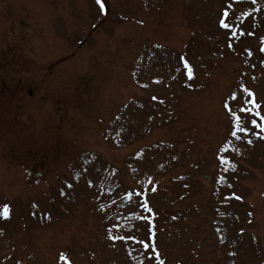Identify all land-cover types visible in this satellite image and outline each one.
<instances>
[{"label":"rangeland","instance_id":"obj_1","mask_svg":"<svg viewBox=\"0 0 264 264\" xmlns=\"http://www.w3.org/2000/svg\"><path fill=\"white\" fill-rule=\"evenodd\" d=\"M104 7L0 0V264H264V0Z\"/></svg>","mask_w":264,"mask_h":264},{"label":"snow or ice","instance_id":"obj_2","mask_svg":"<svg viewBox=\"0 0 264 264\" xmlns=\"http://www.w3.org/2000/svg\"><path fill=\"white\" fill-rule=\"evenodd\" d=\"M97 3L100 5L102 10L106 11V9L104 7V0H97ZM221 23L226 28L230 27V25L225 23V21H223V20L221 21ZM262 51H264V49H262ZM189 68L191 69V66H189ZM192 75H193L192 71L189 70V77H191ZM244 91L249 93V95L251 96V99L245 98L246 104L248 106L242 107L241 108V113H248L249 115H253L254 114V117H259L260 121H262V122H258L256 118H252L250 120V124L251 125H255L257 128L264 129V113H262L260 111L261 105L259 103H257V101L255 99V94L253 92H251V90H249L247 87H244ZM236 95L237 94H235V93L233 94V99L234 100L236 98ZM251 131H253V129L248 127V126H246L243 123V116L242 115H236V131H233L231 133V135L236 137L237 139H243L244 136L243 135H238V133L247 134V133H249ZM255 135L260 137L262 135V133L260 131H257V132H255ZM247 143H249V144L252 143V140H251L250 137L247 138ZM89 183H91V181H89ZM149 183H151V178H149ZM70 186L71 185H69V187ZM127 195H128L129 198H131L133 194L131 192H129ZM136 195L139 196V195H144V194L138 192V193H136ZM233 195H235V193H233ZM143 206L147 207L149 212H152V209L150 207H148L147 204H144ZM3 214H4L5 217H7L8 214H9L7 205L4 206V213ZM153 236H154V233H153ZM112 239H124V238L113 236ZM133 239H135V237H133ZM140 243L142 244V246L145 249H148L149 247L155 248V243L154 242L150 244V243L141 241ZM155 255L159 256L160 255L159 251H157L155 253ZM233 255H235V254L233 253ZM161 264H164L163 260L161 261Z\"/></svg>","mask_w":264,"mask_h":264}]
</instances>
